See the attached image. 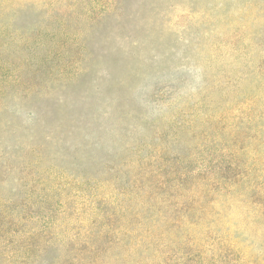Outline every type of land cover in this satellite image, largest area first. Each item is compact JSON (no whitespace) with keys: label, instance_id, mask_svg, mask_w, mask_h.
Wrapping results in <instances>:
<instances>
[{"label":"rangeland","instance_id":"374dc122","mask_svg":"<svg viewBox=\"0 0 264 264\" xmlns=\"http://www.w3.org/2000/svg\"><path fill=\"white\" fill-rule=\"evenodd\" d=\"M240 170L264 216V0H0V200L49 220L0 233V264H197L217 250L168 226L173 185ZM98 190L116 230L75 222Z\"/></svg>","mask_w":264,"mask_h":264},{"label":"trees","instance_id":"16d2710c","mask_svg":"<svg viewBox=\"0 0 264 264\" xmlns=\"http://www.w3.org/2000/svg\"><path fill=\"white\" fill-rule=\"evenodd\" d=\"M150 160H152L151 157ZM198 170L202 169L197 168L187 172H196ZM182 173L184 174L185 172ZM233 176L236 180L231 179L230 176L224 177L222 174L217 177L213 175L212 177H207L208 182H201L202 187H199L197 191L193 185L191 187H183V190H180L181 186L178 183L173 185L178 192L173 195L167 204L170 214L167 217L168 226L176 230H184L183 243L186 246L189 244L194 247L205 245L207 248L215 247L217 250V253L212 254L209 259H205L203 254H198L197 264H264V216L258 215L257 212L256 214L251 212L245 205L244 200L241 199L245 192L244 181L247 180L241 170L233 174ZM248 184L251 186V182ZM233 193L238 195L233 197L231 195ZM100 194L101 191L98 190L97 195L94 197L97 199L91 198L89 201L76 203L75 212L77 214L81 209L85 211L84 216L76 218V224L84 226L89 219H92L94 222H99L106 227H113L115 230L119 226H123L124 215L110 213L108 211L110 208H107L108 205L102 201L100 198L102 195ZM209 194L214 196L216 194L224 195L222 199L230 207H233L234 203L235 212L232 217L236 219L235 229L225 225L222 221V213L216 208L219 199L215 200L214 197L211 200H207ZM141 204H143V200ZM262 206L264 207V203ZM182 209L183 211H181ZM135 223L137 247L140 243V234L150 235L154 227L149 223L147 215H141L138 211ZM246 223V227L252 225L262 235V239L259 242L251 243L245 241L244 235H239L240 229ZM48 225L49 220L33 221L25 213H20V215L14 212L10 213L7 203L0 200V233H7L13 227L15 228L14 233H24L26 231H34L39 226L46 228ZM232 233H237L239 238H234ZM206 260L208 261L207 263H205Z\"/></svg>","mask_w":264,"mask_h":264}]
</instances>
